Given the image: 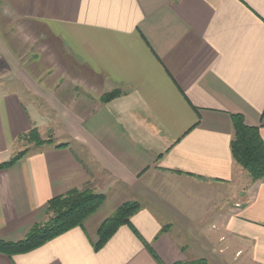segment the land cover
I'll return each instance as SVG.
<instances>
[{
    "label": "crops",
    "instance_id": "crops-1",
    "mask_svg": "<svg viewBox=\"0 0 264 264\" xmlns=\"http://www.w3.org/2000/svg\"><path fill=\"white\" fill-rule=\"evenodd\" d=\"M0 48L26 84L0 87V165L31 130L54 134L0 170V241L47 222L55 197H106L0 264H264V179L231 151L234 115L264 142V0H0ZM128 202L131 226L96 250Z\"/></svg>",
    "mask_w": 264,
    "mask_h": 264
},
{
    "label": "trees",
    "instance_id": "trees-1",
    "mask_svg": "<svg viewBox=\"0 0 264 264\" xmlns=\"http://www.w3.org/2000/svg\"><path fill=\"white\" fill-rule=\"evenodd\" d=\"M120 95L112 92L105 95L101 101L107 103ZM234 137L231 142V151L235 162L240 165L250 177L252 182L264 179V142L258 128L246 125L241 115L232 117ZM37 146L43 145L38 130L35 128L20 137ZM52 142V140H49ZM29 151L17 153L9 162L1 164V169L13 166ZM106 197L101 194L85 190H74L64 196L55 197L47 204V222L35 225L25 239L18 242L0 241V252L8 256L24 254L33 251L48 241L67 231L80 227L86 219L95 214L104 204ZM141 206L136 202L122 205L116 213L107 219L99 230V241L95 246L100 250L122 226H131V218L140 211ZM178 264H207L204 260L192 263Z\"/></svg>",
    "mask_w": 264,
    "mask_h": 264
},
{
    "label": "rangeland",
    "instance_id": "rangeland-1",
    "mask_svg": "<svg viewBox=\"0 0 264 264\" xmlns=\"http://www.w3.org/2000/svg\"><path fill=\"white\" fill-rule=\"evenodd\" d=\"M0 50H1V48H0ZM10 68H11L10 67V61H6V63H5V61H0V87L2 86L1 88L5 87L7 89H11V87L13 86L12 84H16V82L18 80H20L19 78H15V75L14 74L12 75L11 71H8ZM20 83H21L22 87H24V88L26 87V84L24 82H22L21 80H20ZM64 93H65V95L68 96V98H66V99H70L69 96L71 93L69 94L68 91H64ZM58 95H59V93H58ZM40 137H41L42 142L44 143L43 145L53 143V141L52 142L49 141L50 139L53 140V138H54L53 132H50V134L48 133V135L46 134L44 136H42L40 134ZM23 142H24L23 147L25 149L21 152H24L26 150L31 151V149L33 147L34 148H40L43 146V145L37 146L35 143H30L27 140H25ZM248 183H249V181L248 182L246 180L244 181V185H247Z\"/></svg>",
    "mask_w": 264,
    "mask_h": 264
}]
</instances>
